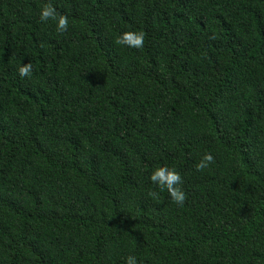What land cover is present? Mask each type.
I'll return each mask as SVG.
<instances>
[{"label": "trees", "instance_id": "trees-1", "mask_svg": "<svg viewBox=\"0 0 264 264\" xmlns=\"http://www.w3.org/2000/svg\"><path fill=\"white\" fill-rule=\"evenodd\" d=\"M129 255L264 264V0H0V264Z\"/></svg>", "mask_w": 264, "mask_h": 264}, {"label": "clouds", "instance_id": "clouds-1", "mask_svg": "<svg viewBox=\"0 0 264 264\" xmlns=\"http://www.w3.org/2000/svg\"><path fill=\"white\" fill-rule=\"evenodd\" d=\"M39 20L41 22L52 20L55 22V31L57 33H64L69 25V19L59 14L53 5L48 2L44 3L39 9ZM145 41V35L142 31H123L116 37V43L126 46L128 48L140 49L143 47ZM32 72V65L27 63H21L17 68V74L20 77L30 76ZM213 155L205 152L200 160L195 164L196 170H202L209 167L213 163ZM148 179L153 185L166 190L171 201L177 205H182L185 201V192L181 189L182 177L179 172L174 168L168 166H158L151 171ZM125 264H137L135 256L129 255L125 258Z\"/></svg>", "mask_w": 264, "mask_h": 264}]
</instances>
